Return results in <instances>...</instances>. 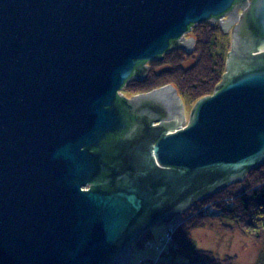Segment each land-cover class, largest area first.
<instances>
[{
	"label": "water",
	"instance_id": "1",
	"mask_svg": "<svg viewBox=\"0 0 264 264\" xmlns=\"http://www.w3.org/2000/svg\"><path fill=\"white\" fill-rule=\"evenodd\" d=\"M236 1L0 0V264H127L147 229L264 163V0L188 125L171 85L128 100L134 125L117 105L140 63L192 49L191 26L227 32ZM108 163L110 188L89 187Z\"/></svg>",
	"mask_w": 264,
	"mask_h": 264
},
{
	"label": "trees",
	"instance_id": "2",
	"mask_svg": "<svg viewBox=\"0 0 264 264\" xmlns=\"http://www.w3.org/2000/svg\"><path fill=\"white\" fill-rule=\"evenodd\" d=\"M189 29L190 38L194 40L192 52L173 49L163 54L159 60L148 62L147 78L143 81L134 80L136 86L131 94L148 93L171 85L177 90L182 102L195 103L214 93L225 73L230 41L218 24L203 22ZM126 123L127 128L122 133L131 128ZM242 181L238 191L232 190L233 186L225 187L215 192L216 195L211 194L207 200L192 206L185 226L180 224L175 227L172 243L164 251L163 259L158 264H232L229 257L221 259L210 252L197 249L195 242L186 233L195 227H201L205 221L217 224L223 232L238 229L254 238L264 235V163L249 170ZM251 181H254L251 185L254 188L250 187ZM212 200H217L214 205L209 204ZM207 204L208 207H205ZM173 242L177 245L176 248H172Z\"/></svg>",
	"mask_w": 264,
	"mask_h": 264
},
{
	"label": "rangeland",
	"instance_id": "3",
	"mask_svg": "<svg viewBox=\"0 0 264 264\" xmlns=\"http://www.w3.org/2000/svg\"><path fill=\"white\" fill-rule=\"evenodd\" d=\"M230 30L229 28L224 34L227 35V40L230 41L231 44ZM187 38H190V32L185 36V39ZM156 70H158V68ZM127 85L128 86L121 90V94L127 98H131L133 95L131 92L136 86L134 79L128 81ZM182 103L184 107V125L186 126L189 123L190 112L196 102L183 101ZM242 182L243 181L231 184L226 188L233 186L232 190L238 191L241 188ZM238 184H240L238 188L234 189ZM253 184L254 181H251V188L255 187L251 186ZM248 185H245V187ZM213 195H216V193ZM205 200H207V198ZM212 201L213 202L209 203L210 205H214V202L217 200ZM209 204L205 207H208ZM188 211L174 218L169 224L154 225L142 233L138 237L137 242L133 243L131 246V255L127 264H158V262L163 259L162 251L167 244L165 240L166 235L172 238V234H175L176 226L180 224L185 226L186 219L190 217ZM199 223L201 224V222ZM202 223L203 225L201 227H195V229L186 231L195 242L197 249L210 252L221 259L229 257L232 264H264V235L261 234V237L254 238L243 234L238 229H233L230 232H223L217 227V224H210L207 221ZM176 247L177 245L173 242L172 248Z\"/></svg>",
	"mask_w": 264,
	"mask_h": 264
},
{
	"label": "flooded vegetation",
	"instance_id": "4",
	"mask_svg": "<svg viewBox=\"0 0 264 264\" xmlns=\"http://www.w3.org/2000/svg\"><path fill=\"white\" fill-rule=\"evenodd\" d=\"M252 4V0H237L233 7H232V10L228 13V15L226 16H223L221 18H218L216 20H222V22H225L226 20H230V19H234V17L236 16V12L238 14V18L235 20L234 23H232V25L230 26V37H232V31L238 26L239 24V21H240V16L243 14V12H245V10L249 9L250 6ZM246 6L244 8H242L243 6ZM245 9V10H243ZM215 24H218V23H215ZM219 25V24H218ZM220 26V25H219ZM222 30V28H221ZM223 31V30H222ZM224 32V31H223ZM225 33V32H224ZM188 39V38H187ZM190 39V38H189ZM193 39V38H191ZM194 46V44H193ZM173 50V49H172ZM175 50V49H174ZM182 51H184L185 53H191L192 50H193V47L191 50H189L187 47H185L184 49H181ZM148 63V62H147ZM147 63H140L139 66L137 67V73L138 75L142 78L140 79V81H143L147 78L148 76V73H149V70L147 72V74H145V66ZM131 79H134V80H137L135 77H132ZM130 79V80H131ZM136 95H139V94H133L131 96L134 97ZM131 98H127L125 97L123 94H122V98L119 99V101L117 102V105L118 107L123 111L124 115H125V118L129 119L130 120V124L131 125H134L135 123V120L138 119L139 117V114L142 113V110H138V107L135 106L136 103H130L128 100H130ZM137 102V101H136ZM150 106L149 108L146 110V114L149 115V121H148V124L150 127H154L156 125H158L160 122H162V118L161 116H157L158 112L154 109L153 110H150V108L152 107V104L149 103ZM144 105H148V104H142L141 106H144ZM154 107V106H153ZM137 117V118H136ZM136 118V119H135ZM137 121V120H136ZM129 130L126 131V133H117L115 136H110L109 138V143H120L121 141L124 140V137L125 134H127ZM131 132V131H130ZM128 132V133H130ZM103 146V145H102ZM98 150H96L97 152ZM106 150H103V148L101 150H99L98 152H104ZM116 155H113V157H115ZM113 164H107V171L103 172L102 175H100L98 177L97 180H95L89 187H99V186H102L101 188L105 189V188H110L109 183L111 184L112 182V176H113V172L111 171L110 167H112ZM110 169V170H109ZM108 190V189H107Z\"/></svg>",
	"mask_w": 264,
	"mask_h": 264
},
{
	"label": "bare ground",
	"instance_id": "5",
	"mask_svg": "<svg viewBox=\"0 0 264 264\" xmlns=\"http://www.w3.org/2000/svg\"><path fill=\"white\" fill-rule=\"evenodd\" d=\"M165 240H166L167 244L164 247L165 249L162 251L163 253L169 247V245L172 243V238H171L170 242L167 241V238H165Z\"/></svg>",
	"mask_w": 264,
	"mask_h": 264
},
{
	"label": "built area",
	"instance_id": "6",
	"mask_svg": "<svg viewBox=\"0 0 264 264\" xmlns=\"http://www.w3.org/2000/svg\"><path fill=\"white\" fill-rule=\"evenodd\" d=\"M167 241L170 242L171 238L169 235H166Z\"/></svg>",
	"mask_w": 264,
	"mask_h": 264
}]
</instances>
